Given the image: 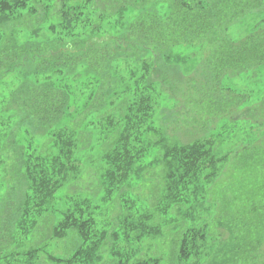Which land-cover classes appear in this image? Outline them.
I'll return each instance as SVG.
<instances>
[{
	"label": "trees",
	"instance_id": "1",
	"mask_svg": "<svg viewBox=\"0 0 264 264\" xmlns=\"http://www.w3.org/2000/svg\"><path fill=\"white\" fill-rule=\"evenodd\" d=\"M262 114L264 0H0V244L14 226L44 244L28 264H161L104 249L168 244L169 217L186 264H264V137L236 135Z\"/></svg>",
	"mask_w": 264,
	"mask_h": 264
},
{
	"label": "rangeland",
	"instance_id": "2",
	"mask_svg": "<svg viewBox=\"0 0 264 264\" xmlns=\"http://www.w3.org/2000/svg\"><path fill=\"white\" fill-rule=\"evenodd\" d=\"M248 90L249 91L257 90V87L251 86L248 88ZM252 122L253 123H250L248 126H246L244 132H242L244 129L243 127L236 129V135L237 136L241 135L242 136L241 138L249 135L255 138H263L264 115L262 114L259 119ZM224 125H225V120L220 117L214 119L210 124V126H207L205 128L203 126L201 127L200 125L195 128H186L185 126L182 125L175 128L172 127V129H169L168 134L174 140L187 145L199 139L200 140L208 139L210 138L212 133L220 135L221 131H223V129L225 128ZM39 135H44V132H40ZM7 178L9 177L6 174V179ZM19 182H23V181H18V183ZM17 188H18L17 193L19 192V198H21L23 195L22 192H25V187L17 184ZM70 191H73V189H71ZM70 191H68L69 194L71 193ZM66 192L67 191L60 192L56 196L57 200L54 203L57 205L56 207L58 208L59 211H57V213H54L53 215L52 214L50 215L52 216L51 218L54 219L55 222H57L62 218V210L66 206L65 204ZM2 194L3 192H1L0 197ZM146 206H148V204H141L140 207H143L142 209H140L141 212H144ZM210 209H211L210 215L205 218L209 222L214 218L216 212L215 207H211ZM123 212L124 211H120L118 209L111 212L109 209H107L103 214L104 218L101 217L100 219L99 218L97 219H99L98 220L99 222L106 221L109 227L108 229L114 228L115 230L118 229V227H120L121 221L124 218ZM157 220H158L157 221L158 225L161 228H164L165 232H167L166 234H167L168 244H164V239L162 240L163 242L162 244H155V241L158 237H146L144 239L143 244L117 243V240L111 239L110 243L107 244L106 248L104 249L105 252V256L103 257L104 262L110 263L111 262L110 259H112L113 252H117L120 250V252H123L124 254L123 258H125L126 256H130L132 259H134L135 257L136 258L141 257L143 259L158 257L161 259V264H186L184 261H180V259L178 258L179 257V253L177 252L178 244H175L173 240L177 239L175 235L176 231H179V229L183 230L184 228H188L190 227V224H188L187 227L186 223H180L178 224V226L174 227L175 224L172 225L171 218L169 217H160ZM99 226H101V224ZM49 232H47V234H49ZM11 233L15 234V240L13 241V243L0 244V248H2V250H0V264H28L27 259L24 258L22 254L27 252L29 249H32L33 247H38V246L41 247V245L44 244H39V242L37 243V241H34L31 235L30 237H24L23 234L21 235V233L18 232L16 230V227L14 226L11 228ZM21 242H24L25 244H22ZM80 244L81 243L76 240H72L71 244H52V246L49 247V252L51 251L54 252L57 249V247L60 246L59 247L60 250L58 248L56 254L62 256L67 254L69 255L73 251V249H76ZM207 247L208 249L210 248L208 244Z\"/></svg>",
	"mask_w": 264,
	"mask_h": 264
}]
</instances>
